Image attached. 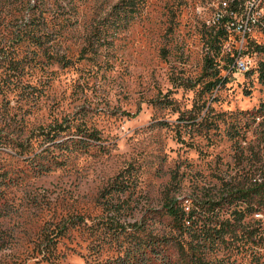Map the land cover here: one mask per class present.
Listing matches in <instances>:
<instances>
[{
    "label": "rangeland",
    "instance_id": "374dc122",
    "mask_svg": "<svg viewBox=\"0 0 264 264\" xmlns=\"http://www.w3.org/2000/svg\"><path fill=\"white\" fill-rule=\"evenodd\" d=\"M212 1L136 0L131 10L130 0H0V264L105 260L115 254L105 240L110 220L129 225L160 209L174 177L171 195L187 201L249 187L264 172L260 119L244 127L245 142L227 136L248 119L242 112L264 104V34L244 44L231 35L221 57L241 51L249 69L229 70L224 58L222 83L206 92L214 52L199 8ZM32 20L54 38L39 46L17 38ZM191 111L198 121L222 118L220 130H194L182 120ZM64 119L101 140L57 152L62 165L35 173L28 159L45 148L39 129ZM126 168L135 186L115 196L120 211L106 212L101 193ZM243 257L228 264H249Z\"/></svg>",
    "mask_w": 264,
    "mask_h": 264
},
{
    "label": "trees",
    "instance_id": "16d2710c",
    "mask_svg": "<svg viewBox=\"0 0 264 264\" xmlns=\"http://www.w3.org/2000/svg\"><path fill=\"white\" fill-rule=\"evenodd\" d=\"M129 5L131 10H135L136 0H130L126 6ZM38 22L33 21L26 31H19L17 38L29 39L37 46L39 39H53L54 31H46L45 23V27L41 28ZM210 30L208 44L214 53L205 58V74L211 78L205 85L208 93L222 83L219 78L220 62L225 58L227 68L231 70L235 61L234 55L221 57L222 47L233 33L225 29ZM257 49L264 51V45H257ZM260 78L264 79V64ZM189 114L182 120L201 134L220 130L222 118H209L207 113L198 121L200 116L192 111ZM242 114L248 119L240 126L237 123V130H227L229 140L237 145L246 141L248 129L243 131L248 124L251 126L260 119L258 127L264 126V104ZM236 125L232 126L236 128ZM37 136L41 138V147L45 148L28 159L37 174L50 172L63 164L61 154L57 152L86 151L101 140L98 131L87 129L75 119H64L40 128ZM254 176L258 177L249 187L227 188L224 194L216 197L190 198L187 201L171 195L170 190L175 186L174 177L160 209L149 210L141 220L129 225L110 220L112 225H107L110 229L105 240L115 248V254L105 260L95 257L90 264H228L236 255L249 259V264H264L263 220L254 219L257 215L264 217V172L257 170ZM135 183L131 168L115 176L101 193L104 210L110 213L120 211L113 205L115 196L132 191ZM159 224L166 226L165 233H155L153 227ZM97 250L94 255H99L102 249Z\"/></svg>",
    "mask_w": 264,
    "mask_h": 264
},
{
    "label": "built area",
    "instance_id": "2783aa9c",
    "mask_svg": "<svg viewBox=\"0 0 264 264\" xmlns=\"http://www.w3.org/2000/svg\"><path fill=\"white\" fill-rule=\"evenodd\" d=\"M207 12L205 24L208 28L225 29L242 39L255 33L264 34V0H216L208 3L207 7L199 8V14ZM243 19H250V28H243ZM233 68L245 72L249 69V62L243 58L240 51L235 58Z\"/></svg>",
    "mask_w": 264,
    "mask_h": 264
}]
</instances>
